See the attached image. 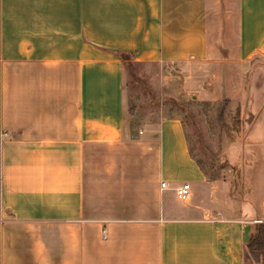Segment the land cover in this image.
<instances>
[{"label": "crops", "instance_id": "obj_1", "mask_svg": "<svg viewBox=\"0 0 264 264\" xmlns=\"http://www.w3.org/2000/svg\"><path fill=\"white\" fill-rule=\"evenodd\" d=\"M122 53L228 65L231 85L264 63V0H0V264H244L264 220V155L233 198L168 103L155 119L128 113ZM208 81L183 75L182 92ZM245 113L264 151V96Z\"/></svg>", "mask_w": 264, "mask_h": 264}, {"label": "rangeland", "instance_id": "obj_2", "mask_svg": "<svg viewBox=\"0 0 264 264\" xmlns=\"http://www.w3.org/2000/svg\"><path fill=\"white\" fill-rule=\"evenodd\" d=\"M196 68L191 71L175 65L131 62L125 68L128 113L151 112L147 117L155 119L160 104L168 103L181 115L191 154L206 176L216 185L230 184L233 198L243 199L245 189L257 181L263 166L257 158L264 155L263 148L248 143L252 116L245 113V107L252 109L264 96V63L249 66L243 80L238 76L231 85L228 79L234 71L228 65ZM192 72L203 73L209 79L199 88L203 92H182L183 75ZM247 95L250 103H246ZM262 135L260 128L251 133L257 139ZM260 223L264 220L256 224Z\"/></svg>", "mask_w": 264, "mask_h": 264}, {"label": "trees", "instance_id": "obj_3", "mask_svg": "<svg viewBox=\"0 0 264 264\" xmlns=\"http://www.w3.org/2000/svg\"><path fill=\"white\" fill-rule=\"evenodd\" d=\"M125 59V68L132 61H126V53H122ZM264 259V223L255 224L250 240L245 245L243 254L244 264H260V259Z\"/></svg>", "mask_w": 264, "mask_h": 264}, {"label": "built area", "instance_id": "obj_4", "mask_svg": "<svg viewBox=\"0 0 264 264\" xmlns=\"http://www.w3.org/2000/svg\"><path fill=\"white\" fill-rule=\"evenodd\" d=\"M161 187L165 188L166 183L162 182ZM175 196L180 201H188L191 198V186L188 182H183L174 188ZM255 222H262V220H255Z\"/></svg>", "mask_w": 264, "mask_h": 264}]
</instances>
